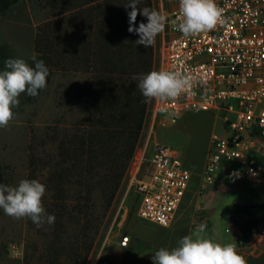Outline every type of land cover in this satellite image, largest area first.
<instances>
[{"label":"trees","instance_id":"trees-1","mask_svg":"<svg viewBox=\"0 0 264 264\" xmlns=\"http://www.w3.org/2000/svg\"><path fill=\"white\" fill-rule=\"evenodd\" d=\"M19 1L0 0V14ZM125 3L80 0L37 26L36 58L49 68L46 82L54 70L86 75L77 93L83 120L57 138L51 136L57 141V158L33 151L29 155L27 179L45 184L42 204L46 213L55 215L54 223L39 226L27 217L30 227L48 237L40 255L43 264H86L144 128L149 101L144 102L132 77L154 69V44L145 48L135 43L138 34L128 31L131 9ZM143 7L153 9L152 0H138V8ZM141 20L146 18L138 12L136 24ZM9 57L15 58L11 45L0 42V70ZM37 96L21 93L17 107ZM253 134L259 135L258 130ZM252 152L264 170V156ZM256 211L264 212V202L256 210L236 202L225 204L220 215ZM252 226L249 219L239 223V243L250 239Z\"/></svg>","mask_w":264,"mask_h":264},{"label":"rangeland","instance_id":"rangeland-1","mask_svg":"<svg viewBox=\"0 0 264 264\" xmlns=\"http://www.w3.org/2000/svg\"><path fill=\"white\" fill-rule=\"evenodd\" d=\"M76 2L80 0H20L0 14V42L11 45L15 58L29 62L36 56L37 26ZM158 40L159 35L155 38L154 49ZM156 64L153 70H157ZM85 81L86 75L81 72L54 70L33 102L13 108V118L0 127V184L15 186L21 179L28 178L31 151L37 156L47 153L53 159L57 158V141L51 136L54 133L57 138L63 130H71L76 122L83 120L84 111L78 104L77 93ZM221 122V116L214 111L194 109L169 126H155L158 136L178 147L185 166L193 171V182L186 197L169 226L156 225L137 215L138 199L133 189L128 190L127 176L86 264H153L151 256L155 250L175 247L179 238L196 231L201 224L205 225L202 236L221 243H233L246 264H264V212L233 213L223 222L218 217L223 205L234 202L256 210L264 202V171L236 184H227L222 179L207 187L200 184L211 135L217 132ZM146 130L135 151L129 174L139 161ZM251 148L264 156V139L252 141ZM210 214L216 215L213 219L206 218ZM246 219L253 221V225L262 221V225L255 232L251 231L248 241L239 243V223ZM120 233L129 235L126 246L118 243ZM47 240L46 235L29 226L27 217H11L0 209V264H43L40 255Z\"/></svg>","mask_w":264,"mask_h":264},{"label":"built area","instance_id":"built-area-1","mask_svg":"<svg viewBox=\"0 0 264 264\" xmlns=\"http://www.w3.org/2000/svg\"><path fill=\"white\" fill-rule=\"evenodd\" d=\"M152 3L153 9L167 18L158 34L154 65L157 63V70L186 73L192 82L166 103L149 100L139 140L146 128L141 155L129 174L133 157L123 181L129 176L128 190L133 189L137 196L140 218L169 226L194 174L185 166L179 148L158 136L157 124L169 126L194 109L221 116V126L211 135L200 173L203 187L217 179L236 184L264 171L251 148L252 141L264 139V0H216L223 23L189 36L170 24L179 15V0ZM254 130L259 135L253 134ZM260 225L262 221H257L251 231ZM117 240L126 246L129 235L120 233Z\"/></svg>","mask_w":264,"mask_h":264},{"label":"clouds","instance_id":"clouds-1","mask_svg":"<svg viewBox=\"0 0 264 264\" xmlns=\"http://www.w3.org/2000/svg\"><path fill=\"white\" fill-rule=\"evenodd\" d=\"M128 12V31L138 34L137 45L145 48L155 43L156 36L165 27L166 16L156 9L138 8V0H127L124 4ZM138 12L146 18L136 24ZM222 10L216 0H179V15L170 22L184 36L194 35L213 29L223 23ZM32 64L23 58H6L0 70V127L6 126L13 118V108L19 104L21 93L35 97L38 90L46 86L49 68L43 59L31 57ZM136 87L144 97V102L155 100L166 103L185 92L191 78L179 70H151L134 74ZM46 186L38 179H21L15 186L0 184V209L11 217H28L39 226L43 222L52 224L55 215L46 213L42 204ZM204 224L197 230L184 235L175 247H160L151 256L153 264H246L236 251L233 243H221L212 237L202 236Z\"/></svg>","mask_w":264,"mask_h":264},{"label":"crops","instance_id":"crops-1","mask_svg":"<svg viewBox=\"0 0 264 264\" xmlns=\"http://www.w3.org/2000/svg\"><path fill=\"white\" fill-rule=\"evenodd\" d=\"M218 214H219V213H218ZM215 215H216V214H210V216L208 215L206 218H208V219H213ZM218 217L221 219L222 222L225 221L224 218H221V217H220V215H218Z\"/></svg>","mask_w":264,"mask_h":264}]
</instances>
